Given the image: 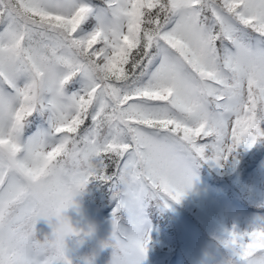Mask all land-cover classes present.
Instances as JSON below:
<instances>
[{"label": "snow or ice", "instance_id": "snow-or-ice-1", "mask_svg": "<svg viewBox=\"0 0 264 264\" xmlns=\"http://www.w3.org/2000/svg\"><path fill=\"white\" fill-rule=\"evenodd\" d=\"M262 124L264 0H0V264H71L52 219L92 180L115 202L111 264H142L147 209ZM222 243L246 264L264 218Z\"/></svg>", "mask_w": 264, "mask_h": 264}, {"label": "trees", "instance_id": "trees-1", "mask_svg": "<svg viewBox=\"0 0 264 264\" xmlns=\"http://www.w3.org/2000/svg\"><path fill=\"white\" fill-rule=\"evenodd\" d=\"M261 128L264 129V124ZM244 152L248 153L246 157H243ZM234 160V165L230 160L224 167L201 162L194 169L192 184L204 181L215 190L216 198L226 195L253 218L264 217V189L258 185V170L264 165V139L251 148L242 145L234 154ZM194 191L192 185L179 203L168 200L167 208L153 204L147 209L148 225L154 235L150 237L143 264H227L232 251L222 241L228 239L233 230L244 231L218 218L202 193ZM75 200L76 205L65 213L79 234L66 238V256L71 264H87L88 260L91 264H111L113 249L103 247V242L112 234L115 206L109 186L92 180ZM38 224L39 220L35 225L36 238L50 237L52 227L46 232L40 230ZM47 228L50 229V225ZM244 240L247 242V237Z\"/></svg>", "mask_w": 264, "mask_h": 264}, {"label": "rangeland", "instance_id": "rangeland-1", "mask_svg": "<svg viewBox=\"0 0 264 264\" xmlns=\"http://www.w3.org/2000/svg\"><path fill=\"white\" fill-rule=\"evenodd\" d=\"M247 155L248 153L245 152L243 153V157H246ZM235 163L236 161L234 163L231 162V165H234ZM258 176H259L258 185L260 186V188L264 189V165L258 170ZM192 185L195 187L194 192L199 191L200 193H202L204 201L211 208V211L215 213V215L218 218L225 221L229 226L240 227L241 229H243L244 232H246V231H250V225L255 220L258 219V218H253L252 216L247 214L246 211L243 210L239 204H233V202H231L230 199L226 197V195L221 196L219 199L216 198L214 196L215 190L212 187L207 186V184L204 181L201 180L195 181L193 182ZM260 218H264V217H260ZM47 225H50L47 220L39 219L38 227H40V230L43 231L46 230V232H49L51 230V226L49 229L47 228ZM145 227L149 231V236L150 237L153 236L154 232L151 229V227L148 224ZM195 234H194V239H195ZM194 243L196 245L195 240Z\"/></svg>", "mask_w": 264, "mask_h": 264}, {"label": "clouds", "instance_id": "clouds-1", "mask_svg": "<svg viewBox=\"0 0 264 264\" xmlns=\"http://www.w3.org/2000/svg\"><path fill=\"white\" fill-rule=\"evenodd\" d=\"M71 191H72V201L69 204V206L66 207L60 213L59 218L54 217L52 219V223H53V221H55L54 224L56 225V229L59 232H61V234H62L61 242H62V246L65 250V255H66V238L79 234V231L74 227L73 223L71 222V219L65 215V212L69 207H73L76 205L75 197L79 193H81L83 190L73 186ZM9 213H10V210L7 206H5L3 212L0 213V220H2L5 224L7 223L8 219H9ZM31 235L36 238V230L35 229L31 232ZM51 236H52V233H51ZM46 237H48V236H46ZM36 240H37V242H43L37 238H36ZM103 244H108L109 247H111L110 238L108 240L104 241ZM9 247L12 248L13 255L18 257V258L22 257L25 253L24 244H13V245L9 246L6 242V244H5V252L6 253H7ZM49 255H54V252H52V250H49ZM85 259H86V261L88 260V258H85ZM238 259H239L238 253L232 252V255L229 258L227 264H238ZM243 259L246 262V264H264V249L251 251L250 254L247 256H244Z\"/></svg>", "mask_w": 264, "mask_h": 264}]
</instances>
